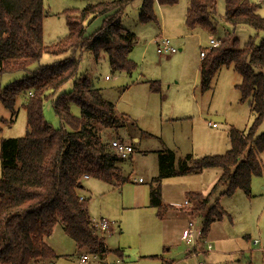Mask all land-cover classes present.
Here are the masks:
<instances>
[{
	"label": "trees",
	"instance_id": "16d2710c",
	"mask_svg": "<svg viewBox=\"0 0 264 264\" xmlns=\"http://www.w3.org/2000/svg\"><path fill=\"white\" fill-rule=\"evenodd\" d=\"M131 2L97 0L82 10H66L63 14L68 34L46 46L43 0H0V77L28 73L44 54L65 57L38 67L0 92V102L12 115L16 114L17 98L23 95L27 117L24 137L0 139V264L54 261L58 255L46 239L58 225L86 254L102 257L108 253L104 236L91 221L81 193L85 177L114 186L128 182L120 166L125 159L112 148L113 141H121L118 131L125 121L90 78L79 75V66L82 53L90 52L96 61L106 55L113 72L131 75L137 70L130 58L136 36L125 30L122 20ZM178 3L142 0L139 20L142 24L158 22L156 5ZM225 5L228 23L264 32V18L258 13L257 3L225 0ZM216 6L217 0H189L186 26L214 33ZM100 17L101 27L88 36V26ZM229 67L241 76L237 88L241 101L249 102L255 114L253 124L247 132L230 131L231 148L223 155L199 159L187 155L177 163L173 152H159V175L150 188L149 205L163 219L170 209L162 200L163 180L221 169L222 175L207 197L188 195L196 203L195 212L203 214V237L214 222L227 215L219 204L208 206L217 190L226 187L222 195L228 197L239 190L249 195L253 178L264 176V132L258 134L264 121V39L257 45L251 38L244 47L238 39H225L210 48L200 66L202 89H210L218 72ZM70 81L74 82L72 91L53 100L61 122V127L54 128L44 117V103ZM154 84L150 83L151 89L159 91ZM72 105L80 109L79 116L72 113Z\"/></svg>",
	"mask_w": 264,
	"mask_h": 264
},
{
	"label": "rangeland",
	"instance_id": "374dc122",
	"mask_svg": "<svg viewBox=\"0 0 264 264\" xmlns=\"http://www.w3.org/2000/svg\"><path fill=\"white\" fill-rule=\"evenodd\" d=\"M97 0H43L45 9V19L43 23L44 43L46 46L52 45L58 40L64 38L68 34V26L66 17L63 14L66 10H82L89 3ZM259 5L258 13L264 18V0H251ZM142 0H133L124 10L123 27L126 31L137 34V46L130 56L131 60H144L140 57L143 54V48L148 44L149 38L160 33V28L165 30L164 38H169L174 31L187 30L186 27V12L189 5V0H179L175 6L160 7L155 6V13L158 22H150L142 24L139 20ZM226 5L225 0H217L216 14L214 22L216 31L214 33L205 32L200 38L191 36L185 41V46L182 51H179L173 57H162L157 53V44L153 43L147 53V63L145 68L141 62L136 64L138 68L128 76L125 73L113 72L110 68L108 57L103 55L99 61H96L92 54L83 52L79 66V75H84L94 82L97 88H101L105 95L104 98L116 103L118 114H131L134 118L132 124H138V119L143 118L144 111L149 108L150 115L160 116L164 110V116L168 113L187 116V125L185 124H160L153 122L146 126L154 134L164 132V143L179 148L178 159L185 158L187 155H192L194 159H199L205 156L223 155L231 148L230 131L236 130L239 132H247L254 122L255 114L252 111L249 102L241 101V93L238 90V85L241 83V76L232 68H222L214 78L211 88L208 90L202 89L201 77L197 72V67L201 57V51L211 47V39L220 43L219 40L238 39L240 47H244L252 38L255 44H259L264 39V32L257 31L254 28L246 25L233 26L225 19ZM101 20L97 19L87 28V35L90 36L101 27ZM133 33V34H134ZM169 36V37H168ZM171 40V38H169ZM172 41V40H171ZM173 42V41H172ZM179 40L174 41V45L180 49ZM183 55L181 58L177 56ZM65 57H54L49 54H44L38 63H35L29 68V72H18L14 74H6L0 77V92L4 91L11 83L22 80L40 66L51 65L57 60H63ZM170 58V59H168ZM180 59L185 64L184 73L187 70V78L181 81L180 84L174 86L172 92L167 95H153L151 100L145 98L142 90L136 92L138 88H131L126 94L124 88L137 80H149L151 77L163 83V90L167 91L169 83L174 81V78H180V68L168 69L165 63ZM177 62V60H175ZM174 62V63H175ZM140 67V68H139ZM109 76L110 80H105ZM139 77V78H138ZM163 78L165 81L163 82ZM184 78V77H183ZM167 80V81H166ZM169 82V83H166ZM176 83V81H175ZM73 81L68 82L62 87L52 98L44 103V117L48 123L54 128L61 127V122L56 116L53 108V100L60 94L70 93L73 89ZM141 89V88H140ZM187 89V95L183 94ZM124 93V94H123ZM166 94V92H165ZM169 94V95H168ZM25 97L23 95L17 98L15 106V115L7 110L0 102V139L22 138L27 132V117L26 111L23 108ZM183 106V107H182ZM156 112H154L155 110ZM74 115H80V109L76 105L71 106ZM125 118H128L125 116ZM136 119V120H135ZM215 124L216 127H211ZM139 125L143 126L140 122ZM164 125V126H163ZM136 126V125H135ZM157 132V133H155ZM264 132V121L259 129L258 134ZM185 134L183 140L175 135ZM152 134V133H151ZM114 137V135H113ZM159 140L145 137L141 144L142 149L147 150L149 146H160ZM138 147L139 145H134ZM136 157L133 162L125 160L122 168L125 177L130 176V173L139 178L142 177L145 182L137 184L134 181H129L124 184L123 188L115 192L107 194L105 198V208L109 211L116 212L122 215L117 222H122V228L112 225L113 229L105 233L108 245L117 250L121 248L127 256L134 258L136 252H154L155 242L158 238L159 229L162 227V221L157 216V210L154 208H130L135 201V196L141 190L149 192L151 186H154L153 180L157 174L152 171H157L158 153L149 154L148 157L142 154L135 153ZM143 157V159L141 158ZM179 161V160H178ZM177 161V163H178ZM222 175V170L211 168L204 170L198 174L187 175V178L178 180H163L161 188L167 183H179L182 181L184 186L187 185V191L197 190L204 197H207ZM2 176V163L0 161V178ZM132 176V177H133ZM100 185L98 191L92 189V185ZM110 186L91 180L86 186L89 192L82 191L85 196H92L94 208L97 206L100 192H104ZM144 187V188H142ZM112 190V189H110ZM226 187H221L212 196L209 201V207L219 204L228 212L223 220L217 221L206 234L209 237L208 242L211 243L215 251H220L218 259H214V264H264V176L254 177L251 185V193L249 195L239 190L232 197L223 196ZM113 193V194H112ZM167 193L170 194L168 190ZM188 192V195L190 194ZM149 195V194H148ZM149 197V196H148ZM147 199V195H146ZM148 200V199H147ZM187 200L190 198L187 196ZM191 206L193 207V203ZM125 207V209H123ZM172 212L168 211V217ZM203 214L194 212L195 226L197 229L202 227ZM158 219V220H157ZM102 220V219H101ZM107 220V219H106ZM114 220V221H111ZM100 221V219L98 220ZM97 221V222H98ZM110 223H115L114 218H109ZM189 222V221H188ZM188 226V224H187ZM56 235L53 243L57 245L60 255L54 261L40 260L35 264H79V253L76 252L75 242L69 238L61 225L57 226ZM216 239H228L229 241L219 244L213 242ZM205 239V237H204ZM48 241V239L46 240ZM203 241V239H200ZM255 241H258L255 243ZM50 243V242H49ZM138 247L141 249L137 250ZM154 247V251H152ZM221 252H228L221 255ZM77 253V254H76ZM70 256H61L69 255ZM74 254V255H73ZM67 257V258H66ZM205 256L201 258H187L185 264H197L199 261H204L210 264ZM215 258V256L213 257ZM132 260V259H126ZM149 262H140V264H162V260H148ZM98 264V263H97ZM124 264V263H122ZM131 264H135L132 263Z\"/></svg>",
	"mask_w": 264,
	"mask_h": 264
},
{
	"label": "crops",
	"instance_id": "0c3cea01",
	"mask_svg": "<svg viewBox=\"0 0 264 264\" xmlns=\"http://www.w3.org/2000/svg\"><path fill=\"white\" fill-rule=\"evenodd\" d=\"M185 18H186V15H185ZM98 19H100L101 22H103V18L102 17H100ZM101 25H102V23H101ZM203 31H205V30H203L201 28L189 29L187 27V30H181L179 32L174 31V32H172L169 35L170 37L169 36L168 37L171 38V40L173 41V42L171 41V43H172V45L174 47H176L174 45V41L179 40V42H180L179 45L181 46L180 49L178 50V52H179V51H182L183 47H186L185 46V41L188 38H190V35L191 36L194 35L197 38H200L202 36V34H203ZM205 32H207V31H205ZM165 33H166L165 30L160 28V33L157 34L156 36H152L151 38H149L148 44H146L144 46L143 54H141V56H140V57H143L144 60H137L138 58H136L134 61H136V63L140 61L141 64L143 65V68H145L144 64L147 63V53H148V51L150 50V48H151L153 43L157 44V47H158V41H159V39L161 37L165 36ZM136 35L137 34H135V36ZM213 39H211V40H213ZM136 44H138V43H136ZM133 51H132V53H133ZM203 51H205V50H203ZM203 51H201V53ZM206 52H207V50H206ZM87 53H90V52H87ZM132 53L130 54V56L132 55ZM175 55L173 54V55L168 56V57H173ZM182 56L183 55H179V56H177V58L178 57L181 58ZM168 59H170V58H168ZM170 60H169L168 63H165L167 65L168 69H174L173 67L180 68L179 73L181 74V77L180 78H174V81H172V83L166 82V83H169L168 89H166L167 91H165L166 94H165L164 91L162 92L163 83H161V81H159V80H151V79H154L152 77L149 80H144V81L137 80L136 82L128 84L124 88V91L126 92V94H127V92L129 90H131V88L136 87V88H138V90H136V92H139L140 90H142L143 95H145V98H147L148 100H151L153 95H156V94H158V95L159 94L160 95H167V93L172 92L174 86H177L178 84H180L181 81H185L186 80L185 78H187V70L184 73V69H185V64L186 63H184L182 60H180V59H174V61H170ZM175 60H177V62H175ZM202 60H203V57H200L199 64H198V67H197V69H198L197 72H199V75H200V66H201ZM137 65H140V64H137ZM132 74L128 75V76H132ZM105 80H110L109 76H106ZM164 81H165V78H163V82ZM175 81H176V83H175ZM92 83L94 84L93 81H92ZM150 83H156L154 85L158 86L159 91H155V90L151 89ZM99 89L101 90L102 95H105L103 90L101 88H99ZM186 93H187V89L183 92V94H174V95H187ZM114 105L116 107V103H114ZM154 112H156V110ZM175 113L170 114V113L167 112V114L164 116V110H163V112L160 114V116H158V119H157V115L151 116L149 108H146L145 111H144V116H143L142 120H141V118H139L138 121H137L138 124H135L136 126L131 123V120L134 119V118L131 117V114L121 113L120 115L123 117V120L125 121V126L123 128L119 129L118 135H119L121 141L125 142L128 145H131L133 147V149H134L133 155H131L128 158V160L133 162L135 157H136L135 153H138L139 157H140L139 154H142V156H144V157H148L149 154H153L155 152L156 153L166 152V151H171V152L174 153L175 162H177L180 159H183L182 157H184L187 153L185 155L181 156L178 159V156L182 155V154H178V151H179L180 147L178 146V148H176L177 146L176 147H173V146H170V145L166 146L165 143H164V132H162L161 134H154L153 132H149L150 130L148 128H146V126L150 124V120L151 119H152L151 120V124L153 122H157V123L159 122L160 124H164V125H166V124H171V125H174V124H185V125H187V118H189V117L184 116V114L183 115H177ZM125 116H127L128 118H125ZM140 122L143 123L142 127H141V125H139ZM212 125H214V124H211L210 126L213 127ZM155 133H157V132H155ZM184 135L181 133L180 135H175V136H177L178 138L183 140ZM145 137L152 138L153 140L154 139L155 140H159L161 145L157 146L155 148H154V146H150V148L148 146L147 148H145L147 150H144V149H142L141 144H142L143 139ZM135 144L140 146L139 149H138V147L134 146ZM141 158L143 159V157H141ZM123 163L120 165L121 168H122ZM157 166H158L157 167V171L153 170L152 173L153 174L156 173L157 176H158L159 175L158 158H157ZM122 171H123V174H124L123 168H122ZM132 176L133 175L131 173H130V176H128V177L126 176L128 178V182L131 181V180L134 181L137 184H142V183L145 182V180L142 177L137 178L135 176H133V177ZM184 178H187V175L179 176V177H173V178H168L167 180H178V179H184ZM139 179H142L143 182L139 183ZM91 180H93V179L92 178H87V179L84 180V182H83L84 188H83L82 191L88 192L90 194L89 189L86 188V186L88 184H90ZM177 182H179V183H175V182L173 183L172 182V183H167V184L163 185L164 187L162 189V200H163V203L165 205H167L170 209L167 210L166 215H165V217L163 219L158 217L159 220H163V221H162V227L159 229V232H158L157 241L154 243L155 244L154 246H155L156 250L154 251V247H152V251H154V252H145V253L140 252L139 254L136 252L134 258H132L130 256L131 252H129V254L127 256V253L125 255L124 250H122L121 248H118L117 250L111 248L108 245L107 238L104 237V241L103 242H104V244H105V246H106V248L108 250V253L106 255L102 256V257H97L96 259H92L90 261V263L91 264H97V263L98 264H122V263L131 264V262H132V263H135V264H140V262H149L148 260H152V261L153 260H162V264H185L186 263L185 260H187V258L193 257L195 259L196 258L198 259V258H201L202 256H205L206 257L205 259H208L210 264L216 263L215 260L218 259L219 255H220V251L217 250V251L214 252L213 245L208 242V240H209L208 236H207V238L205 236V239L202 236L201 239H203V241H198V243L195 246V248L189 247L182 240V234H183V231L187 228V224L190 221H193L192 219L194 218L193 216H194V212H195V208L194 207H195V204H196L191 199L190 201H192L193 207H190L191 206V202L187 200L188 192L189 193L190 192L200 193V191L199 192L197 190L190 191V188L187 191V185L184 186V183H182V181H177ZM107 185H109V184H107ZM109 186L110 187L107 188L104 192H100L98 194V196L99 195H102V196L101 197L99 196V199H98L97 203H95L97 208L96 207L94 208V205L92 204L93 203L92 196L87 197L83 193H81V195L85 198V200L87 202V211H88V214H89V216L91 218V221L93 223H97V221L99 219L100 220L101 219L109 220V218H114L116 220V222L113 223V224L114 225L116 224V227L122 228L121 220H120V222H117V219H121L122 215L120 216V215H118V213H116V212L114 213L112 211H109V209H106L104 200H105V198H107V194H110L111 192H113V193L115 192L114 188L121 191V189L123 188L124 184L121 185V186H114V185H109ZM100 188L101 187L98 184L92 185V189L94 191H98V189H100ZM142 188H144V187H142ZM110 189H112V190H110ZM168 190L170 191V194L167 193ZM148 194L150 195V189H149L148 193L146 192V190H141L140 193L136 194L134 203L131 206H126V207H130V208H145V207H147V204H148L147 208H152L149 205V197H148L149 195ZM146 195H147V199L148 200L146 199ZM186 202L188 203L187 207H185V203ZM123 209H125V207H123ZM222 209L226 212V214H227L226 216L228 217L229 216L228 212L224 209L223 206H222ZM168 211H169V214H170V212H172V215H170L169 217H168ZM111 221H114V220H111ZM214 223H216V222H214ZM214 223L211 225V227L214 225ZM56 230H57V226L55 227L52 235L49 238H47L48 241H46V242L55 251V253L57 255H60V254H58L59 251H58L57 245L55 243H53V240H54L56 232H57ZM113 231H114V229H113ZM214 239L215 240H213V242H215L217 244H219L221 242L229 241L228 239H226V240H223V239H219L218 240L216 238H214ZM206 243H209V244L212 245V247H213L212 251H210V252L206 251V245H205ZM75 247H76V252H78L79 249L77 248L76 244H75ZM137 250L141 251V249L139 247H138ZM224 253H228V252H221V255L224 254ZM84 254H86V251L80 250V253H79L78 257H81ZM61 256H64V257L65 256H70V254L69 255H61ZM214 256H215V258H213ZM128 257H129V259H132V260H127L126 261V259H128ZM145 264H147V263H145Z\"/></svg>",
	"mask_w": 264,
	"mask_h": 264
},
{
	"label": "built area",
	"instance_id": "2783aa9c",
	"mask_svg": "<svg viewBox=\"0 0 264 264\" xmlns=\"http://www.w3.org/2000/svg\"><path fill=\"white\" fill-rule=\"evenodd\" d=\"M211 47H217L219 45L218 42L215 40L210 41ZM178 52V49L174 47L171 43V40L169 38L161 37L158 41V47H157V53L162 57H168L173 54H176ZM206 54V51H203L201 53V57L204 58ZM213 127H216V125H212ZM112 148L115 150L117 155L122 159H128L131 155L134 153V149L131 145L126 144L123 141L116 140L112 142ZM88 177H85L87 179ZM143 182L142 179H139V183ZM82 200V198H81ZM188 206V203H185V207ZM195 221H190L188 223L187 228L183 231L182 234V240L185 244H187L189 247L195 248L198 241L202 238V228L195 226ZM113 223H110L109 221L102 219L98 221L97 223H94V226L96 227L98 233H100L101 236H105V233L112 230ZM258 241H255L257 243ZM206 251L210 252L212 251L213 247L211 244L206 243ZM195 255V254H194ZM98 256L84 254L79 258V264H91L90 261L92 259H96ZM197 264H207L204 261H199Z\"/></svg>",
	"mask_w": 264,
	"mask_h": 264
}]
</instances>
